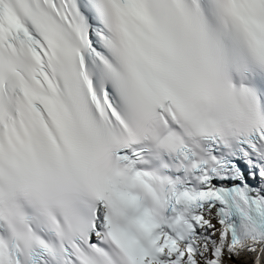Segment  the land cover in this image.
I'll return each mask as SVG.
<instances>
[{
	"label": "snow or ice",
	"instance_id": "6c2138e0",
	"mask_svg": "<svg viewBox=\"0 0 264 264\" xmlns=\"http://www.w3.org/2000/svg\"><path fill=\"white\" fill-rule=\"evenodd\" d=\"M264 254V0H0V264Z\"/></svg>",
	"mask_w": 264,
	"mask_h": 264
},
{
	"label": "rangeland",
	"instance_id": "374dc122",
	"mask_svg": "<svg viewBox=\"0 0 264 264\" xmlns=\"http://www.w3.org/2000/svg\"><path fill=\"white\" fill-rule=\"evenodd\" d=\"M246 262H241V261H238L237 259H232L231 261L227 262V264H245ZM248 264V263H246Z\"/></svg>",
	"mask_w": 264,
	"mask_h": 264
},
{
	"label": "bare ground",
	"instance_id": "6f19581e",
	"mask_svg": "<svg viewBox=\"0 0 264 264\" xmlns=\"http://www.w3.org/2000/svg\"><path fill=\"white\" fill-rule=\"evenodd\" d=\"M235 259V258H234ZM238 261H241V262H243L244 263V261H242V260H240V259H238ZM246 263H248L249 264V262H248V259L246 260ZM245 263V264H246Z\"/></svg>",
	"mask_w": 264,
	"mask_h": 264
}]
</instances>
